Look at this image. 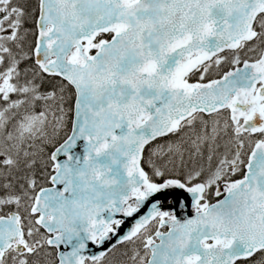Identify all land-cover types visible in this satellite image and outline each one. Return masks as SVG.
<instances>
[{
  "label": "snow or ice",
  "instance_id": "1",
  "mask_svg": "<svg viewBox=\"0 0 264 264\" xmlns=\"http://www.w3.org/2000/svg\"><path fill=\"white\" fill-rule=\"evenodd\" d=\"M0 264H264V0H0Z\"/></svg>",
  "mask_w": 264,
  "mask_h": 264
}]
</instances>
